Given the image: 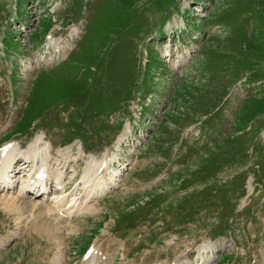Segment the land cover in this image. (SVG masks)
Instances as JSON below:
<instances>
[{
	"label": "rangeland",
	"instance_id": "1",
	"mask_svg": "<svg viewBox=\"0 0 264 264\" xmlns=\"http://www.w3.org/2000/svg\"><path fill=\"white\" fill-rule=\"evenodd\" d=\"M2 52L0 148L45 135L66 204L121 176L72 219L0 192V264H264V0H0Z\"/></svg>",
	"mask_w": 264,
	"mask_h": 264
},
{
	"label": "bare ground",
	"instance_id": "2",
	"mask_svg": "<svg viewBox=\"0 0 264 264\" xmlns=\"http://www.w3.org/2000/svg\"><path fill=\"white\" fill-rule=\"evenodd\" d=\"M49 44H50V46H49L47 53L50 54V58H49V60H51L50 63H56L58 61H61L58 58L60 56L61 57L63 56L62 54L64 53V49H60V44H59L58 40H55V39L52 40L51 39ZM167 54L170 56L171 51H167ZM177 62H178V60H177ZM30 65H31V67H29V69L34 70L35 67H33L32 64H30ZM44 137H45V135L39 136L35 140V142L31 145V147L28 148L24 152L21 151L20 144H10V145L6 146V148H4L0 151V190L9 191V190L15 189L18 185H20V190H19L18 194L16 195L17 198H20L21 195H23L24 193L32 194V195L36 194L37 197L47 196L48 201L51 200L50 198L53 199L52 200L53 207L55 208V211H57L59 213V216L71 217L72 214H75V215L78 214V212H80L83 208L88 209V211L91 210L93 205L92 206L90 205V209H89V206L86 208L83 206V205L87 206L89 204V203L86 204V201L89 198H91V195L94 194L93 198L98 199L99 196H102L104 194H108L109 192H111L114 189V187H116V182L119 181L118 180L119 171H118V175H116V172H114L117 170H112L110 173L108 172L109 175L111 173H113V176L111 178L109 177L110 179L109 178L106 179L108 182L106 181L104 183L105 178L103 177V175H106V174L102 175V171L100 170V168L102 170L104 169V171H108L109 169L111 170V168H113L116 164V160H114L115 158L113 157L111 161L106 159L107 162H110L112 164L111 166H110V163H108V164L107 163H101L100 161H99L100 162L99 163V162H97L98 160L97 161L93 160V162H92L93 164L91 165V167H89V165H88V168H90L89 171H88V168L86 170V171H88V173H86V175H84L85 177H83L85 180L84 181L85 183L83 182L84 183L83 185L87 189L86 190L87 191L86 200L83 201L82 200L83 198L81 200H79V197H77V198H74L73 200H71L70 202L68 201L66 204L65 202L67 199L63 195V192L65 190V186H66V181L63 179L64 174L62 172L64 170L65 166L61 167L62 170L60 168L55 169L54 168L55 165L60 162V160L55 158L56 164H54V167H52V162L49 161V158L51 156L50 148L52 147V144L46 143L45 142L46 137L45 138ZM64 151L65 150H63L62 154L65 157L64 159H66L67 157H66ZM20 157L27 159V160H30L31 162L33 161V164L24 163V167H26V168L23 169V171H25V174L22 176L21 179L17 180V179H15V175L13 173L14 172L13 165L15 164L14 162L16 160L18 161ZM101 161H103V160H101ZM60 164L62 165L63 163L61 162ZM98 164H101V165H98ZM12 167H13V170H11ZM59 167H60V165H59ZM107 177H108V175H107ZM114 179H115V182H114ZM109 180H110V182H109ZM52 185H54V187L58 186V187H60V189H57V192L54 195L50 196L51 191H52ZM31 192H33V193H31ZM90 193H92V194H90ZM101 193H104V194H101ZM11 199H13V198H11ZM11 199H10V203L12 202ZM65 204L67 205V207H66L67 210H65V211L60 210L59 208ZM221 242H220V244L217 245L216 250H221L224 248L223 241H221ZM213 249L214 248L212 246L207 247V248H203L202 250L199 249V256H200V258L202 256V258L198 259V261H199L198 263L199 264L200 263L201 264H207V262H208L207 253H210V251H212V253H213ZM99 252H100V249L95 248L92 252L93 254H91L89 259L87 260V264H96V262H97L96 260H98V257H99V256L97 257L96 255H98ZM108 260L103 259V262L101 264H109ZM177 263H179V261H177L176 264Z\"/></svg>",
	"mask_w": 264,
	"mask_h": 264
},
{
	"label": "trees",
	"instance_id": "3",
	"mask_svg": "<svg viewBox=\"0 0 264 264\" xmlns=\"http://www.w3.org/2000/svg\"><path fill=\"white\" fill-rule=\"evenodd\" d=\"M246 119H248V117H246ZM246 119H245V120H246Z\"/></svg>",
	"mask_w": 264,
	"mask_h": 264
}]
</instances>
